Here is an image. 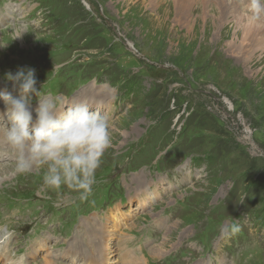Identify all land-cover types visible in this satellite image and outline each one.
I'll return each mask as SVG.
<instances>
[{
    "label": "rangeland",
    "instance_id": "374dc122",
    "mask_svg": "<svg viewBox=\"0 0 264 264\" xmlns=\"http://www.w3.org/2000/svg\"><path fill=\"white\" fill-rule=\"evenodd\" d=\"M198 1L0 0V88L33 68L58 105L96 98L112 135L85 200L39 193L42 171L16 175L0 154V259L264 264V0ZM241 18L263 37L237 35ZM91 218L106 233L87 262Z\"/></svg>",
    "mask_w": 264,
    "mask_h": 264
},
{
    "label": "clouds",
    "instance_id": "9594fccd",
    "mask_svg": "<svg viewBox=\"0 0 264 264\" xmlns=\"http://www.w3.org/2000/svg\"><path fill=\"white\" fill-rule=\"evenodd\" d=\"M253 3L259 11L257 0ZM26 31L20 28L12 39L21 38ZM7 43H0V48ZM4 79L18 93L14 97L7 85L0 88V101L4 105L0 121L5 117L9 121L8 124L0 122V154H6L13 161V173L26 175L42 171L39 193L59 191L63 187L77 192L81 200L87 199L95 183L96 170L111 146L109 118L93 101L58 105L51 97L41 95L33 68L7 72ZM33 95L39 100L34 110ZM232 230H236L235 226Z\"/></svg>",
    "mask_w": 264,
    "mask_h": 264
},
{
    "label": "bare ground",
    "instance_id": "6f19581e",
    "mask_svg": "<svg viewBox=\"0 0 264 264\" xmlns=\"http://www.w3.org/2000/svg\"><path fill=\"white\" fill-rule=\"evenodd\" d=\"M177 3H178V5L179 6H181L182 8L183 7H185L186 6V8H188V7H190V6H193V5H195L196 4V1L197 0H175ZM216 1V0H215ZM198 2H202L201 0L200 1H198ZM216 3V2H215ZM207 4V3H206ZM211 4V3H210ZM217 4V3H216ZM219 5V4H218ZM214 7V6H213ZM221 7V6H220ZM222 8V7H221ZM216 10V9H215ZM224 10H225V8H224ZM218 11V10H217ZM230 15H232L231 13H230ZM233 16H235V14L233 15ZM244 16V15H243ZM237 18V17H236ZM239 19V18H238ZM254 18H252V19H250V18H241L239 21L241 22V25H237L236 26V29H237V32H236V34L237 35H240V33H242L241 35L243 36V38H244V40H248V39H251V40H255V37L254 36H261V37H263L262 36V33H261V28H262V26H263V24L262 23H260L259 21H257L256 19H254ZM235 24V23H234ZM249 41V40H248ZM90 90V89H89ZM96 92V91H95ZM92 93V95L91 96H89L90 94ZM80 94V93H79ZM96 93H94V91L92 90H90L89 92H88V94L86 95V97H82V98H87V96H89V97H91V98H93V96L95 95ZM102 94V93H101ZM105 94H107V93H105ZM85 95V94H84ZM97 96V95H96ZM72 100H73V97H72ZM80 100H82V99H78V98H74V101H80ZM98 100V99H97ZM66 101V99H64V102ZM70 101V100H69ZM92 101L95 103L96 102V98H93L92 99ZM7 120V119H6ZM0 122H3V121H0ZM145 185V184H144ZM144 185H142L141 187H140V189H139V191H138V193L139 192H144V188H145V186ZM148 187V186H147ZM144 200V199H143ZM139 202V201H138ZM141 206V205H140ZM143 207V206H142ZM119 215H120V211L118 210V207H116V208H114V210L113 211H111L110 212V220L112 221V223H111V226H112V229L113 230H110V232H108L107 231V234L109 235V236H114L115 235V231H116V229H117V227H118V225L119 224H121L120 223V218L121 217H119ZM108 218V217H107ZM91 221H93L92 223V225L89 227V229L88 230H85V228L82 226V232H83V234H88V233H90V235L88 236V237H90V238H93L94 239V250L93 251H91V252H87V253H90V254H88V255H86V256H88V257H85V255L83 256L84 257V260L85 261H93L91 258H93V259H99V258H101V256H102V254H103V249H102V242H103V239H102V237H103V235H104V233H106V231L103 229V228H105L104 227V223L103 224H101V223H99L97 220H95V219H93V218H91V220H89V224L91 223ZM125 221H126V219H125ZM124 221V222H125ZM86 224V223H85ZM124 224V223H123ZM87 225V224H86ZM100 225H101V228H100ZM85 226V225H84ZM86 237V236H85ZM84 237V238H85ZM85 240L86 241H88L86 238H85ZM115 245V244H114ZM106 248V247H105ZM81 254V253H80ZM4 255H6V254H4ZM80 256H82V254L80 255ZM47 257H48V255H47ZM90 257V258H89ZM6 261H7V259H5V260H3V259H0V264H7L6 263ZM121 262V261H120ZM137 263V262H136ZM14 264V263H13ZM42 264H55V263H53L51 260H49V259H44L43 260V263Z\"/></svg>",
    "mask_w": 264,
    "mask_h": 264
}]
</instances>
